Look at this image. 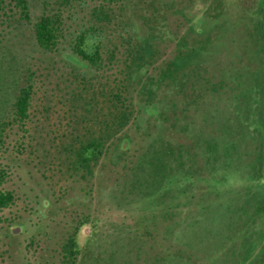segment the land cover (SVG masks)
<instances>
[{"label": "rangeland", "instance_id": "obj_1", "mask_svg": "<svg viewBox=\"0 0 264 264\" xmlns=\"http://www.w3.org/2000/svg\"><path fill=\"white\" fill-rule=\"evenodd\" d=\"M109 8L151 49L130 69L139 73L128 87L130 119L118 134L110 122L103 153L80 166L63 145L84 124L67 129L70 103L58 97L38 112L35 94L34 113L8 128L1 158L15 200L0 210V264H61L69 236L73 264H264V0ZM114 135L128 142L112 161ZM153 148L173 158L167 175L151 191L122 194L133 164L153 161ZM210 168L219 181L208 184Z\"/></svg>", "mask_w": 264, "mask_h": 264}, {"label": "trees", "instance_id": "obj_2", "mask_svg": "<svg viewBox=\"0 0 264 264\" xmlns=\"http://www.w3.org/2000/svg\"><path fill=\"white\" fill-rule=\"evenodd\" d=\"M120 2L124 0H0V210L15 200L14 192L4 187L11 168L1 160L7 150L8 128L26 125L34 113L31 109L36 93L40 91L42 95L43 107L38 112H48L46 101L58 97L57 103L63 108L70 103L65 117L67 129L84 124L81 129L85 130L78 135L70 134L71 138L66 137L63 145L73 153L71 160L80 166L97 160L103 153L108 143L103 135L110 130V122L115 134L128 123L132 111L129 108L134 106L128 97V87L131 80L139 78V73L130 69L143 67L145 63L140 58H145L143 52L150 55L151 49L136 39L129 21L111 16L109 6ZM46 82L53 85L47 88ZM5 107H10L8 113L4 112ZM116 136L112 137L117 139L110 152L112 161L127 150V136ZM72 137L77 139V146H73ZM14 145L18 146L17 142ZM209 148L213 150L211 145ZM151 155L153 161L131 165L134 175L125 177L127 183L122 194L130 195L135 188L143 187L142 192L151 191L167 175L173 158L162 161L161 152L155 148ZM227 159L221 163H227ZM210 169L208 184L219 181ZM156 176L162 177L158 179L161 181L154 180ZM168 183L172 184L171 179ZM74 247V237L69 236L61 247L64 255L61 264H66L68 257L73 264Z\"/></svg>", "mask_w": 264, "mask_h": 264}, {"label": "flooded vegetation", "instance_id": "obj_3", "mask_svg": "<svg viewBox=\"0 0 264 264\" xmlns=\"http://www.w3.org/2000/svg\"><path fill=\"white\" fill-rule=\"evenodd\" d=\"M19 226H20V225L16 224L15 227H12V228H11V231H12V232H13V231L15 232V231H17V230L19 231Z\"/></svg>", "mask_w": 264, "mask_h": 264}]
</instances>
